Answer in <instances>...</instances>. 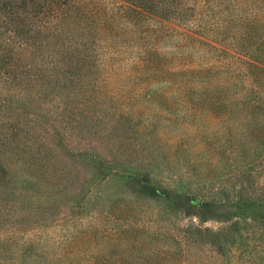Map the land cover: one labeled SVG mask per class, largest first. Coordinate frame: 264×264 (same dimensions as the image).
<instances>
[{"label": "rangeland", "instance_id": "374dc122", "mask_svg": "<svg viewBox=\"0 0 264 264\" xmlns=\"http://www.w3.org/2000/svg\"><path fill=\"white\" fill-rule=\"evenodd\" d=\"M0 264H264V0H0Z\"/></svg>", "mask_w": 264, "mask_h": 264}]
</instances>
